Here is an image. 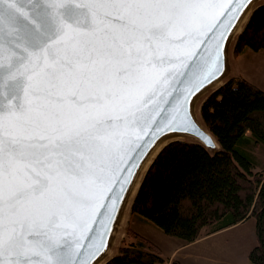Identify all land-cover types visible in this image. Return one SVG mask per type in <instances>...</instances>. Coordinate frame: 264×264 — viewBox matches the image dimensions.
Here are the masks:
<instances>
[{"label":"snow or ice","instance_id":"obj_1","mask_svg":"<svg viewBox=\"0 0 264 264\" xmlns=\"http://www.w3.org/2000/svg\"><path fill=\"white\" fill-rule=\"evenodd\" d=\"M216 7L0 0V96L10 84L13 101L0 106V264H81L80 210L102 190L117 142L142 131L156 109L167 119L161 103L171 101L158 96L173 75L165 65ZM191 55L178 75L215 77L218 67Z\"/></svg>","mask_w":264,"mask_h":264},{"label":"trees","instance_id":"obj_2","mask_svg":"<svg viewBox=\"0 0 264 264\" xmlns=\"http://www.w3.org/2000/svg\"><path fill=\"white\" fill-rule=\"evenodd\" d=\"M263 49L264 4L249 16L233 51ZM199 112L220 150L211 154L185 141L165 146L144 175L131 212L187 243L252 218L256 243L247 258L251 264H264V172L254 171L256 157L240 145L249 139L264 147V91L233 77L204 98ZM135 238L105 264L163 263L156 246Z\"/></svg>","mask_w":264,"mask_h":264},{"label":"water","instance_id":"obj_3","mask_svg":"<svg viewBox=\"0 0 264 264\" xmlns=\"http://www.w3.org/2000/svg\"><path fill=\"white\" fill-rule=\"evenodd\" d=\"M259 1L213 0L217 5L214 15L197 25L193 38L171 53L172 63L166 64L165 68L173 72V75L158 90V96L163 95L165 101H171L170 107L161 103V108H167V119L159 120L157 113L160 109H156L152 113L153 120L142 131L135 128L125 137L122 145L117 142L113 149L115 163L106 169L102 190L93 191L89 197L90 204L79 213L80 220L74 239L78 241V249L83 250L81 264H96L97 261L98 264H105L112 258L107 256L128 206V195L142 166L162 141L169 139L152 159L140 183L156 156L172 142L198 143L211 154L220 150L215 137L200 117V107L197 112V103L209 90L212 89L209 93L215 91L233 77V62L229 58L231 42L241 33L253 10L261 5L257 4ZM4 6L8 7L9 4ZM245 15L247 20L237 33ZM198 51L202 64L209 65L210 70L219 68L210 81L205 79L206 72L191 74L187 80L178 75L185 72L186 66L192 62L191 53ZM11 102L12 86L9 84L4 89V95L0 96V106L7 107Z\"/></svg>","mask_w":264,"mask_h":264},{"label":"crops","instance_id":"obj_4","mask_svg":"<svg viewBox=\"0 0 264 264\" xmlns=\"http://www.w3.org/2000/svg\"><path fill=\"white\" fill-rule=\"evenodd\" d=\"M238 57H247V72L238 66L234 67L235 63L233 65V77L235 75L242 77L264 91V81L261 82L252 73V66H254L256 70L263 72L264 76V49L258 52L246 50ZM246 136H249V133ZM132 216L138 218L139 222L138 224L133 222L135 229L146 238H149L159 249L161 256L164 258L162 264H173L174 261L180 264H251L247 255L256 242L255 224L252 226L251 241L244 234L238 232V229L243 227L250 219L241 224L203 236L192 243H187L180 238L166 235L155 224L136 213H132Z\"/></svg>","mask_w":264,"mask_h":264},{"label":"rangeland","instance_id":"obj_5","mask_svg":"<svg viewBox=\"0 0 264 264\" xmlns=\"http://www.w3.org/2000/svg\"><path fill=\"white\" fill-rule=\"evenodd\" d=\"M260 3H261V5L264 4V0H260L257 4H260ZM237 36L231 42V45L229 48V58L232 62L234 60L233 65H235V63H236V65L234 67L238 66V67H240V69L242 68L247 72V67H248L247 57H238L239 55H242L245 51L241 54H236L233 51L234 50V43H235ZM237 58H238V60H237ZM257 68H258V66H257ZM252 73H253V75H256L260 79L261 82L264 81L263 72L256 70L254 68V66H252ZM235 77H239V76L235 75ZM223 82L224 81H222L220 84H222ZM211 90H209L204 95V97L201 98L199 100V102L197 103V112H198V108L200 107L201 102L204 100L206 95ZM240 145L242 147H247L253 153V155L256 157L257 165H256L254 171L264 172V147L255 146L254 144L251 143V141L249 139H244L243 141H241ZM130 207L131 206L128 205L125 209V213H124L121 225L118 228V231L116 232V234L113 238L112 247H111V250H110L107 258L113 257L117 253L119 247L129 245L132 242H136V240H138V239L135 238V236L139 237L140 239H144V240H146V242L154 245L149 238H146L145 236L140 234L138 230L135 229L133 222L136 224H138L139 222H138V218L132 216V212H131ZM239 224H241V223H239ZM253 224H254V220L252 218H250L249 222H247L243 227H240V229H238L239 230L238 232H240L241 234H244L250 241H251L252 234H253V232H252Z\"/></svg>","mask_w":264,"mask_h":264},{"label":"bare ground","instance_id":"obj_6","mask_svg":"<svg viewBox=\"0 0 264 264\" xmlns=\"http://www.w3.org/2000/svg\"><path fill=\"white\" fill-rule=\"evenodd\" d=\"M246 20H247V17H246V15H245V16L243 17V19H242V21H241L239 27H238L239 29H238L237 33H238L239 31H241L242 26H243V24L246 22ZM168 141H169V139H168V140L165 139L164 141H162V142H161V143H160V144H159V145L153 150V152L151 153V156H149V158L146 160V162H145L144 165L142 166V168H141V170H140V174H139V176H138V178H137L135 184L133 185L132 190L130 191V194L128 195V205H129V206H131L132 199H133L134 196H135V193H136L137 187H138V185H139V183H140V180H141V177H142L143 173L145 172V170L147 169V167H148L149 164L151 163L152 159L154 158V156L156 155V153L158 152V150H159L164 144H166ZM128 210H129V209H128ZM114 242H115V241H114Z\"/></svg>","mask_w":264,"mask_h":264}]
</instances>
